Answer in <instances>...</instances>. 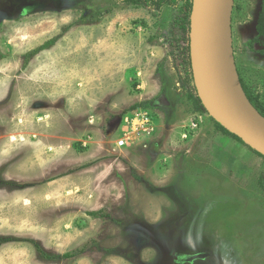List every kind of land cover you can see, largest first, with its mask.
<instances>
[{"label":"rangeland","instance_id":"obj_1","mask_svg":"<svg viewBox=\"0 0 264 264\" xmlns=\"http://www.w3.org/2000/svg\"><path fill=\"white\" fill-rule=\"evenodd\" d=\"M262 7L235 0L233 40L264 103V53L241 48ZM191 23L183 3L0 0V264H264V157L195 110Z\"/></svg>","mask_w":264,"mask_h":264},{"label":"water","instance_id":"obj_2","mask_svg":"<svg viewBox=\"0 0 264 264\" xmlns=\"http://www.w3.org/2000/svg\"><path fill=\"white\" fill-rule=\"evenodd\" d=\"M234 5L235 0H194L191 23L194 83L209 116L264 157V118L249 102L236 69Z\"/></svg>","mask_w":264,"mask_h":264},{"label":"trees","instance_id":"obj_3","mask_svg":"<svg viewBox=\"0 0 264 264\" xmlns=\"http://www.w3.org/2000/svg\"><path fill=\"white\" fill-rule=\"evenodd\" d=\"M125 3L128 6H134V7H144V6H149L152 8H157L160 9L164 6H173V7H177L180 3H183L188 12L192 13L193 10V0H125ZM257 31H258V36L264 37V0H263V10L259 19V23L257 26ZM256 41V40H255ZM253 41V42H255ZM55 43V40L47 43L46 45H44L43 47L45 49L50 48L53 44ZM251 43V47H252ZM42 47V48H43ZM42 48L40 50H42ZM34 51L32 54L29 55V59L32 58V56H34L36 53H38V51ZM191 82L193 85V90L195 92V94L193 95V97L191 98L194 108L197 112H201V113H207V111L205 110L201 100L199 99L198 95H197V91L195 88V84H194V77L193 74H191ZM242 83V82H241ZM242 87L243 90L249 100V102L251 103V105L258 111V113L264 118V103L261 101L260 97L258 95H255L249 88H247L243 83H242ZM148 103H145L144 106H148ZM143 105L142 104H137L135 106L134 109H138L141 108ZM217 127L220 128L222 131H224L225 133L231 135L228 131H226L220 124L216 123ZM233 136V135H232ZM237 140H239L240 142H242L237 136H234ZM256 153V152H255ZM257 154V153H256ZM75 257L72 254H65L62 258L63 259H71Z\"/></svg>","mask_w":264,"mask_h":264},{"label":"built area","instance_id":"obj_4","mask_svg":"<svg viewBox=\"0 0 264 264\" xmlns=\"http://www.w3.org/2000/svg\"><path fill=\"white\" fill-rule=\"evenodd\" d=\"M141 115L142 117L139 116L138 119L136 120L131 119L132 124L130 126L132 127V129L135 130L134 127H135L136 122H138L139 124L140 122H142L141 129L143 132H149L150 134L154 133V131L156 130L154 118L151 115H148V113L146 112H141ZM203 117H204L203 115L198 114L196 115L194 119L188 120V122H186L184 126H181L180 129L183 131L181 133V140L183 143L188 142L190 137H192L193 134H195L201 129L203 122H204ZM138 123H137V126H138ZM127 144H128V140L127 138H124L116 144L115 150L126 149Z\"/></svg>","mask_w":264,"mask_h":264},{"label":"flooded vegetation","instance_id":"obj_5","mask_svg":"<svg viewBox=\"0 0 264 264\" xmlns=\"http://www.w3.org/2000/svg\"><path fill=\"white\" fill-rule=\"evenodd\" d=\"M24 10L27 12V8L25 7L24 8ZM23 10V11H24ZM262 10H263V7H262V9H261V11H260V13H259V15H258V18H257V24H256V27H255V33L257 34L256 35V38L255 39H253L251 42H244L243 44H242V47L241 48H243V49H245V48H247L248 49V51L246 52V53H249V52H251V53H259V52H263L264 53V47H262L261 45H263L264 46V37H261V36H258V31H257V26H258V23H259V19H260V16H261V13H262ZM234 13V12H233ZM258 41L259 40V42H256V41ZM253 41H255V42H253ZM251 43H253L252 44V47H251ZM234 44H235V41L233 40V47H234ZM246 46V47H245ZM245 53V54H246ZM243 55H244V53H243ZM243 55H237L239 58H241V57H243ZM244 84V83H243ZM246 86V85H245ZM247 87V86H246ZM248 88V87H247ZM201 252H206V251H204L203 249L201 250ZM177 255V254H176ZM175 255V256H176ZM216 255V254H215ZM178 256V255H177ZM217 256V255H216ZM199 258H201V257H199ZM199 258H197V259H199ZM182 261H184V263H186V264H197L198 262H205L204 260H200V261H198V262H195V261H197L196 259H194V260H192V261H186V259L183 257V260ZM209 263V262H208ZM210 264V263H209Z\"/></svg>","mask_w":264,"mask_h":264},{"label":"bare ground","instance_id":"obj_6","mask_svg":"<svg viewBox=\"0 0 264 264\" xmlns=\"http://www.w3.org/2000/svg\"><path fill=\"white\" fill-rule=\"evenodd\" d=\"M199 14H197V18H196V21H198V19H199ZM198 23H200V25H201V21H199ZM203 52V50L201 51V53ZM204 254L205 255H207V257H208V261H209V263L210 264H215L214 262H213V259H215L216 258V255L214 254V253H211L210 251H206V252H204ZM200 256H202V255H200ZM219 264H222V261L220 260V263Z\"/></svg>","mask_w":264,"mask_h":264}]
</instances>
